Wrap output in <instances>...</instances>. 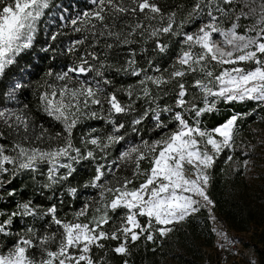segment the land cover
<instances>
[{"label":"snow or ice","instance_id":"6c2138e0","mask_svg":"<svg viewBox=\"0 0 264 264\" xmlns=\"http://www.w3.org/2000/svg\"><path fill=\"white\" fill-rule=\"evenodd\" d=\"M89 2L90 8L66 21L79 34L67 51L80 54L63 72H48L54 80L46 81L38 96L40 110L62 131L38 125L27 105L0 110V127L7 129L0 131V141L10 137L9 143H0V188L22 172H39L41 165L47 167L44 187L50 188L71 176L74 164L90 160L96 162L95 174L85 187L97 189V198L71 219L60 217L55 204L40 210L30 201L0 213V238L13 237L10 246L0 240V264H97L93 248L103 249L102 241H118L112 251L127 256L129 244L141 237L155 242L157 235L167 236L174 224L213 204L207 194L209 170L226 149H235L237 122L252 113H235L212 129L202 127L200 118L220 102L252 101L264 108V0H194L179 21L177 12L165 13L156 0ZM49 7L50 0H0V74L32 46L37 23ZM196 20L201 23L195 31L184 30ZM163 37H176L180 44L170 68L162 70L152 61L141 66L134 46L152 42L164 53L168 44ZM121 50L127 52L123 64L109 63V54ZM110 71L136 82L108 91L113 84L106 75ZM170 92L173 103L161 106ZM138 101L145 107L132 119V131L139 134L137 126L151 118L159 138L129 144L108 160L109 151L125 142L121 130L126 125L119 117L134 113ZM88 119L102 120L112 131L101 136L92 129L81 137L83 147H77L74 131ZM123 168L131 174L119 175ZM61 169L66 175H60ZM69 193L75 196L77 189ZM118 210H123L119 226L108 232L105 225ZM17 217L49 219L43 232L28 226L14 233Z\"/></svg>","mask_w":264,"mask_h":264},{"label":"trees","instance_id":"16d2710c","mask_svg":"<svg viewBox=\"0 0 264 264\" xmlns=\"http://www.w3.org/2000/svg\"><path fill=\"white\" fill-rule=\"evenodd\" d=\"M80 1L82 0H53L51 6L56 15L49 18L52 11L51 8L47 10L46 20H43L36 32L32 46L19 53L13 63L8 65L0 75V110L11 108L12 111H17L27 105L38 125L43 124L53 133L62 131L60 124L40 110L38 96L45 82L54 80V76L49 77L47 73L63 72L72 65L74 55L80 54H70L67 51L71 42L79 38V34L73 33L71 27L66 26V21L72 18L77 10L80 13L91 7L89 0L81 3ZM156 2L165 13L177 12V21H179L187 16L194 0H156ZM62 9L67 10L65 21L59 19V14H65ZM200 23L201 21L196 20L186 25L184 30L195 31ZM53 36H56L55 40L52 39ZM162 42L168 44L164 53L155 50L152 42L135 45L138 63L147 67V62L152 61L153 65L162 70L170 68L180 51V44L176 37H163ZM141 48H145L146 51H141ZM126 58V51H114L109 54L108 61L120 66ZM106 75L113 81L108 91L126 88L135 84L137 79L113 71ZM188 79L191 80V77ZM18 83L21 86L14 89ZM118 97L122 102H128L127 96L123 93H118ZM173 100L174 94L170 92L160 101L161 106L165 103L172 104ZM144 107V102L138 101L134 113L119 117L118 122L126 125L125 129L121 130L125 135V142L109 151L108 160H115L120 151L129 144L139 143L142 139L152 141L159 138L161 133L155 129L151 118L137 126L140 129L139 134L132 131L131 121L143 111ZM249 112L252 114L237 122L235 149H226L209 170L210 181L207 194L213 202L211 207L202 208L183 222L174 224L172 232L165 237L157 235L155 242L146 241L141 237L134 244H129L130 254L127 256L118 255L112 251L119 243L118 241H102L105 244L103 249L93 248V257L97 264H124L125 260L128 264H221L219 255L215 251L218 239L215 221L219 222L223 228L238 234L237 237L244 242V245L254 250L258 257V264H264V108L257 107L252 101L220 102L216 105L215 111L205 113L200 119L202 127L212 129L223 124L235 113ZM163 118L168 122L167 114ZM189 120L191 122V116ZM169 127H172L171 123ZM92 129L96 130L93 135L101 136L112 131L111 125L105 124L102 120H85L74 131V142L77 147H83L81 137ZM0 131L7 132V129L0 127ZM9 142L10 137L7 136L0 141L6 144ZM229 155L233 157L230 162L227 161ZM143 167H148L147 163H144ZM74 168L75 171L71 176L50 188L44 187L48 183L46 166L41 165L39 172L20 173L11 184L0 188V213H10L17 209L18 204L30 201L40 210H46L55 204L60 217L71 219L85 203L97 198V189L85 187L95 174L96 162L84 160L74 164ZM66 173V169H61L60 175L63 176ZM130 174V168H123L119 173L121 176ZM71 188L77 189L75 196L69 193ZM13 190L15 195L9 196L8 192ZM122 214L123 210L111 214L112 220L105 225L108 232L114 231L119 226ZM0 218L4 217L0 215ZM48 219V217L44 219L17 217L12 231L20 232L28 226H34L43 232ZM52 230H55L54 226ZM12 239L13 237L0 238L3 244L8 246Z\"/></svg>","mask_w":264,"mask_h":264},{"label":"rangeland","instance_id":"374dc122","mask_svg":"<svg viewBox=\"0 0 264 264\" xmlns=\"http://www.w3.org/2000/svg\"><path fill=\"white\" fill-rule=\"evenodd\" d=\"M52 2H53V0H50L49 9L51 8L52 12L49 14V18L54 17L56 15L54 8H52V6H51ZM81 2H84V0L80 1V3ZM75 6H76V4H75ZM47 10H45V13L47 12ZM62 11L65 14L64 15L59 14V19L61 16H63V17H65V19L64 20L60 19V20L65 21L67 18V15H66L67 10L62 9ZM78 12L79 11L77 10V12L75 13V15H73V17H75L78 14ZM44 19L46 20L45 14L40 18V20L37 23V31H38L40 25H42V22ZM214 38L217 39V41L219 42L218 36L214 37ZM225 50L227 51L228 49L226 48ZM16 56L13 58V61L15 60ZM7 110L12 111L11 108H9ZM210 207H211V205L208 206V208H210ZM215 227L217 229V234H218L217 247H216L215 251L219 255V260H220L221 264H258V257L256 255V253L254 252V250L252 248L244 245V242L237 237L238 234H236L232 230H229L227 228H223L220 225V223L217 221H215Z\"/></svg>","mask_w":264,"mask_h":264},{"label":"built area","instance_id":"2783aa9c","mask_svg":"<svg viewBox=\"0 0 264 264\" xmlns=\"http://www.w3.org/2000/svg\"><path fill=\"white\" fill-rule=\"evenodd\" d=\"M21 86L20 83L16 84V87H14V89H18Z\"/></svg>","mask_w":264,"mask_h":264}]
</instances>
